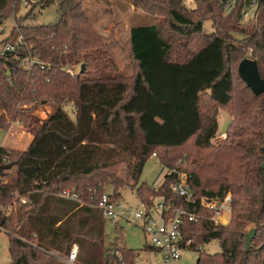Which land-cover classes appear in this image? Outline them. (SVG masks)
I'll return each instance as SVG.
<instances>
[{"label": "trees", "instance_id": "1", "mask_svg": "<svg viewBox=\"0 0 264 264\" xmlns=\"http://www.w3.org/2000/svg\"><path fill=\"white\" fill-rule=\"evenodd\" d=\"M25 1L29 10L18 14ZM55 1L0 0V25L11 16L16 21L0 39V130L19 123L33 135L24 150L0 146V165L13 164L0 175V222L7 218L3 209L11 207L15 216L11 261L0 264H65L51 251L68 254L73 244L79 245L80 264H113L116 249L131 264L136 250L122 233L108 245L107 219L91 195L110 185L112 197L120 199V189L130 186L148 205L164 198L183 205L171 190L178 177L172 169L187 173L197 199L231 192L227 224L206 217L184 225V239L199 252L196 264H264V128L255 138H242L258 113L263 120L257 124L264 126V94H254L238 70L249 48L264 78V0H257L248 21L243 12L250 0L231 1L227 14L223 0H194L193 8L186 0H131L163 21L131 26L129 53L137 69L128 79L121 78L88 15V0H58L55 21H36L35 9ZM173 33L190 38L189 45L178 50ZM199 34L201 45L192 44ZM17 35L15 49L4 51ZM78 62L87 68L73 76L66 64ZM47 103L54 109L43 119L38 110ZM66 103L74 105L75 118ZM220 109L234 118L225 142L216 146ZM154 153L169 170L159 186L140 182ZM65 190L80 199L61 196ZM253 226L257 232L247 250L245 233ZM212 240L220 251L203 248Z\"/></svg>", "mask_w": 264, "mask_h": 264}, {"label": "rangeland", "instance_id": "2", "mask_svg": "<svg viewBox=\"0 0 264 264\" xmlns=\"http://www.w3.org/2000/svg\"><path fill=\"white\" fill-rule=\"evenodd\" d=\"M224 1V0H223ZM233 0H226V10L223 9L224 14H227L230 9H232L233 5L231 4ZM189 5V8H193L196 6V2L194 0H186ZM86 9L88 15L94 22L95 28L100 32L104 41L109 46V50L111 51L114 60L118 67L120 68L121 78L128 79L135 75L136 73V66L132 57L129 53L130 50V29L131 26L134 24L142 23V22H161L163 21V16L160 14L151 13L143 7L136 6L132 3L131 0H115L111 5L102 3L100 0H88L86 2ZM58 0L51 3L46 8L42 9H35L37 12L36 21L39 23H48L55 21L58 15ZM29 10V6H26L24 3L21 5V9L19 10L18 14H25ZM244 13V12H243ZM254 17V16H253ZM252 18V17H251ZM249 18V20L251 19ZM243 14V20H246ZM16 27V21L11 16L7 19L2 25H0V30L2 31L0 35V39L6 38L9 36L13 28ZM205 31L210 33L213 31L212 25L210 21H205ZM237 33H235L236 35ZM18 37L15 36L13 39L16 40ZM172 37L176 40V47L178 50L181 47L188 46L190 38L183 37L177 33H173ZM203 34L197 35L196 38L192 40V44L197 42L198 45L203 42ZM5 43L4 45H6ZM3 45V46H4ZM252 50L247 48L246 55L247 57H251ZM252 58V57H251ZM85 65L87 68L86 63L78 62L74 64H66L67 71L70 72L73 76H79L82 73V65ZM65 109L69 112L72 118L76 117L75 107L72 103H66L64 105ZM54 109L52 103H47L39 108V114L41 118L45 119L47 115ZM234 118V116L226 109H220L218 115V131L217 136L213 139V142L216 146L220 143L225 142L226 138L228 137L227 133L225 132L228 128L230 121ZM261 120V114L256 115L255 118H249L245 126V132L242 135V138H255L259 134V129L262 127L264 128L263 124L258 125L257 122ZM263 120V119H262ZM25 131H27L22 124H20ZM19 125L16 124L13 127V132L10 134L9 140H4L6 135V131L3 129L0 130V145L4 142H15L17 140L23 142L21 147L13 148L19 151L24 149L28 145L27 138L19 136ZM28 132V131H27ZM225 132V133H224ZM30 133V132H29ZM261 133V130H260ZM232 138V137H229ZM23 139V140H22ZM235 139H238V136H235ZM264 142V138L260 143ZM256 144L255 142H252ZM263 145V144H262ZM12 149V148H10ZM169 172L168 168L156 157L152 156L144 166L140 182L146 181L151 186H159L163 180L165 175ZM107 190H112L110 185H107ZM122 194V200L125 202L138 206L139 205V198L136 192V187L124 186L120 189ZM231 193V192H229ZM15 206L17 204L15 203ZM11 207L8 209H3L6 213V219L0 222V263H9L11 261V256L8 250L9 244V237L11 233L12 224L14 222L15 216H13L11 212ZM15 209V208H14ZM122 226V228L120 227ZM254 227V226H253ZM252 227V228H253ZM251 229V228H250ZM106 231L108 234L107 242L108 245L114 243L115 238L117 237L118 233H122L124 237L125 244L136 250L138 260L141 261L142 264H160L161 263V256L157 253L145 250L147 245V238L143 231V229L139 226L129 224L127 222L121 221L119 226H116L111 220L107 219ZM203 248L209 253H215L221 250L220 243L217 240H212L209 243L203 245ZM56 250V249H53ZM52 250V251H53ZM57 251V250H56ZM62 253V252H61ZM199 257V252L194 249L185 250L182 252V257L179 264H196L197 259ZM147 258L149 260H147Z\"/></svg>", "mask_w": 264, "mask_h": 264}, {"label": "built area", "instance_id": "3", "mask_svg": "<svg viewBox=\"0 0 264 264\" xmlns=\"http://www.w3.org/2000/svg\"><path fill=\"white\" fill-rule=\"evenodd\" d=\"M27 4V1L24 2ZM258 1L250 0L244 10V18L249 20L256 13ZM9 42L4 46V51H13L17 41ZM4 52H2L3 54ZM156 157V154H153ZM177 174V180L171 185V190L177 195L183 197L185 204L175 205L173 202H166L164 199H156L153 205L140 200L138 206L131 205L122 199H114L112 192L97 193L91 195L92 205L99 208L106 219L111 220L116 226L121 221L132 225L139 226L143 229L146 238L148 251L157 253L161 256L160 264H179L182 252L193 249L192 240H185L183 237L184 225L187 221L198 222L209 217L215 225H225L229 222L231 216V193H227L223 198L202 196L197 199L195 192L192 190L188 180L187 173L183 170L172 169ZM61 196L69 199H80L79 195L65 190ZM16 197H20L15 192ZM23 203L27 202L26 198L22 199ZM206 211L211 212L210 216ZM122 228V226H120ZM65 264H80L78 262L79 245L73 244L68 254L59 251H51ZM117 255L113 264H129L125 256L116 249L113 251ZM147 260H149L147 258ZM150 264L151 262L148 261ZM131 264H142L138 260L136 253Z\"/></svg>", "mask_w": 264, "mask_h": 264}, {"label": "water", "instance_id": "4", "mask_svg": "<svg viewBox=\"0 0 264 264\" xmlns=\"http://www.w3.org/2000/svg\"><path fill=\"white\" fill-rule=\"evenodd\" d=\"M226 1V0H224ZM85 65H82V71H84ZM239 75L246 82L248 87L253 91L254 94H264V78L260 75L257 62L251 57H246L241 60L239 64ZM264 150V145H263ZM13 166L12 163L0 165V175L4 174L5 170H9ZM262 168L264 170V157ZM257 228L253 227L245 233L246 249L248 250L251 246L253 239L256 236ZM199 259H197V262Z\"/></svg>", "mask_w": 264, "mask_h": 264}, {"label": "crops", "instance_id": "5", "mask_svg": "<svg viewBox=\"0 0 264 264\" xmlns=\"http://www.w3.org/2000/svg\"><path fill=\"white\" fill-rule=\"evenodd\" d=\"M16 124H18L19 126V136H20V138H21V136L23 137V139L24 138H27V142H28V145H29V143L31 142V140L33 139V135L31 134V133H29V132H27V131H25L24 129H23V127L19 124V123H14V124H12V126L8 129V130H4V131H6V135H5V137H4V140H6V141H8L9 140V137H10V134L13 132V127H15V125ZM226 132V131H225ZM224 132V133H225ZM22 139V140H23ZM23 145V142H20L19 140H17V143H15V142H4V143H1V145L0 146H5V147H8V148H17V147H21ZM27 145V146H28ZM27 146L26 147H24V148H19V149H26L27 148ZM109 192H112V190H110ZM120 199H122V197L120 198Z\"/></svg>", "mask_w": 264, "mask_h": 264}]
</instances>
